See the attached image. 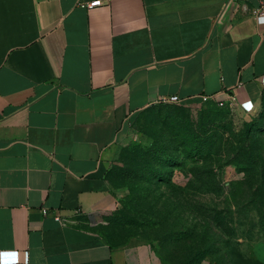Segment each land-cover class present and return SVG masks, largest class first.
I'll return each mask as SVG.
<instances>
[{"label": "crops", "instance_id": "obj_1", "mask_svg": "<svg viewBox=\"0 0 264 264\" xmlns=\"http://www.w3.org/2000/svg\"><path fill=\"white\" fill-rule=\"evenodd\" d=\"M262 8L264 0H0V264H162L144 242L114 246L102 236L118 208L113 161L149 107L206 97L256 112Z\"/></svg>", "mask_w": 264, "mask_h": 264}, {"label": "rangeland", "instance_id": "obj_2", "mask_svg": "<svg viewBox=\"0 0 264 264\" xmlns=\"http://www.w3.org/2000/svg\"><path fill=\"white\" fill-rule=\"evenodd\" d=\"M242 142L264 158V95L252 115L210 103L137 114L109 172L118 208L103 238L114 246L144 242L162 264H264V216L248 204L246 171L231 162ZM257 197L264 204V189ZM215 214L228 229L212 221Z\"/></svg>", "mask_w": 264, "mask_h": 264}, {"label": "trees", "instance_id": "obj_3", "mask_svg": "<svg viewBox=\"0 0 264 264\" xmlns=\"http://www.w3.org/2000/svg\"><path fill=\"white\" fill-rule=\"evenodd\" d=\"M207 103L214 104L211 102H207ZM249 139H251L250 136H248L246 140L250 141ZM247 141L245 143H247ZM245 143L244 142H242V144L238 143V146L237 145L234 146V148L232 149L233 156H232L231 162L233 164L242 165L241 169H243L244 172L246 171V182L245 183H246L248 191H250L251 193V197H249L248 204L253 208L256 214H258V218L262 220L264 216V204L261 203V198L257 197V193L260 192L261 190L263 191L264 189V185L259 179V177L264 179V158L262 155H259L258 157H256L255 156L256 152L254 148L244 145ZM207 157H209V154L205 156V158ZM257 158H258V161H257ZM152 162L154 161H151V163L148 164L150 167L153 166ZM162 165L163 164H159V167ZM136 201H138V199ZM211 219L212 221H214V223H217V226H219L221 229L229 228L228 226L229 223L225 221V218L222 217V214H215L212 216Z\"/></svg>", "mask_w": 264, "mask_h": 264}, {"label": "built area", "instance_id": "obj_4", "mask_svg": "<svg viewBox=\"0 0 264 264\" xmlns=\"http://www.w3.org/2000/svg\"><path fill=\"white\" fill-rule=\"evenodd\" d=\"M99 5H100V2L97 1V2H91L89 4H85L82 7L87 8V9H92V8L97 7ZM261 11L263 12L264 8H262ZM263 85H264V81H263ZM212 101L213 100H211L210 98H206V97L202 98V102H204V103L212 102ZM215 104L217 106H219V107H222V106L225 105V104H223L222 102H219V101H215ZM239 109L244 114L252 115V114L255 113L254 106H253V104L251 102H246V103L241 104L239 106ZM42 214H43V216H47V215L50 214V212L48 210L44 209V210H42ZM52 218L54 219V221L58 222L62 226H66L69 223V221L66 218H62V217H60L59 215H56V214L52 215Z\"/></svg>", "mask_w": 264, "mask_h": 264}]
</instances>
